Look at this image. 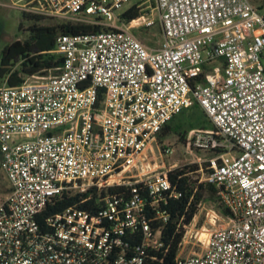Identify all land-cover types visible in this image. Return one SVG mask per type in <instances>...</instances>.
<instances>
[{"label":"built area","instance_id":"obj_1","mask_svg":"<svg viewBox=\"0 0 264 264\" xmlns=\"http://www.w3.org/2000/svg\"><path fill=\"white\" fill-rule=\"evenodd\" d=\"M147 2L21 5L101 30L60 35L54 75L0 86V170L9 183L0 264H149V253L164 247L163 206L181 193L167 178L175 169H147L156 152L173 154L158 134L194 105L213 129L193 131L190 144L214 157L190 174L214 185L230 214L209 211L223 225L200 254H182L192 222L183 225L175 264H264V11L250 0H155L156 18L142 11ZM133 6L140 15L126 21ZM157 23L162 42L152 49L136 32ZM116 187H129L130 197L112 194ZM75 194L103 205L41 216L54 199Z\"/></svg>","mask_w":264,"mask_h":264},{"label":"trees","instance_id":"obj_2","mask_svg":"<svg viewBox=\"0 0 264 264\" xmlns=\"http://www.w3.org/2000/svg\"><path fill=\"white\" fill-rule=\"evenodd\" d=\"M260 10H263V7H260ZM139 15L140 10L133 6L123 14V18H125L126 21H131ZM25 16L37 22L44 19L38 15L28 13H25ZM100 30L101 29L96 26L71 22H59L51 26H38L34 23L30 27L31 35L28 40L24 42L15 41L9 44L4 50L0 61V78L6 76L7 85L19 86L24 82L25 76L29 77L36 74H44L59 67L62 64V59L53 54L52 51L55 48L56 39L60 35H78ZM17 63H20V68L11 71L10 67ZM195 106L198 105H194L190 109ZM190 109L183 111L164 126L158 134V142L160 144L163 145V141L167 136L180 133L181 126L173 125L174 121ZM195 170H197V166H185L184 168L172 170L167 174V178L171 185L181 193V197L178 199H167L166 205L163 206V209L169 215V220L164 224L161 235L164 247L159 251H151L149 253V264H175V259L179 253V244L184 237V229L182 226L189 225L193 221L199 204L205 199L209 200L215 210L221 215L228 217L230 214L220 202L219 190L214 185L198 184L197 180H192V174L190 173ZM110 192L112 194L122 195L125 198L130 197L131 193L129 187L112 188ZM88 195L89 194H75L73 196L56 198L48 204L41 216L47 217L49 215H54L73 206L85 210H95L103 205L102 202H99L100 198L96 195L84 201ZM205 195H207V197H205ZM181 219H183V221L179 227ZM141 240L142 236L139 232L133 238V243L137 244Z\"/></svg>","mask_w":264,"mask_h":264},{"label":"rangeland","instance_id":"obj_3","mask_svg":"<svg viewBox=\"0 0 264 264\" xmlns=\"http://www.w3.org/2000/svg\"><path fill=\"white\" fill-rule=\"evenodd\" d=\"M250 2L257 8L263 7L264 0H250ZM25 3V0H0V61L3 56V52L6 47L15 41H26L30 37V27L36 23L38 26H51L58 24L59 22L53 19H42L37 22L34 19H29L25 16V11L21 9V5ZM155 0H149L145 5L141 6L142 11H153L156 15ZM158 16L156 15V18ZM137 36L141 41L152 49H156L162 42V33L160 26L157 25L146 31H137ZM20 63L14 64L10 67L11 71L18 70ZM54 71H48L41 74L45 77L54 75ZM25 76V79H28ZM7 77L0 78V86L7 84ZM36 79H30L35 81ZM173 125H180L179 134H171L167 136L161 148L169 147L173 154L165 155L160 150L159 153L151 157L147 171H170L176 168H184L185 166H197L201 161L211 159L214 154L204 151H198L192 148L190 144V135L193 131L198 129L212 130V124L209 122L205 113L198 107L188 110L183 115L178 117ZM199 174L194 173L191 175L192 180H198ZM8 193L7 181L4 173L0 171V200L4 199ZM207 197V195H205ZM213 210L218 215L215 208L212 206L209 200H204L202 205L198 206L195 218L193 219L189 229L185 249L183 255H189L191 253H202L206 247L210 234L215 231L219 226L223 225L222 221H217L214 225L210 222L208 213Z\"/></svg>","mask_w":264,"mask_h":264},{"label":"crops","instance_id":"obj_4","mask_svg":"<svg viewBox=\"0 0 264 264\" xmlns=\"http://www.w3.org/2000/svg\"><path fill=\"white\" fill-rule=\"evenodd\" d=\"M1 171V170H0ZM5 176V175H4ZM5 178H6V176H5ZM6 181H7V188H8V190H9V183H8V180H7V178H6Z\"/></svg>","mask_w":264,"mask_h":264}]
</instances>
